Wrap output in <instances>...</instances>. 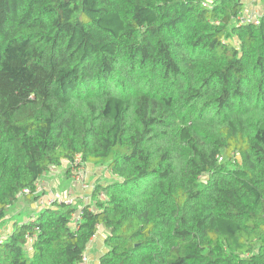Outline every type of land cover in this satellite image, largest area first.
<instances>
[{"label":"trees","instance_id":"obj_1","mask_svg":"<svg viewBox=\"0 0 264 264\" xmlns=\"http://www.w3.org/2000/svg\"><path fill=\"white\" fill-rule=\"evenodd\" d=\"M261 1L0 0V264H81L100 226L99 264H264ZM64 163L114 180L40 207Z\"/></svg>","mask_w":264,"mask_h":264},{"label":"rangeland","instance_id":"obj_2","mask_svg":"<svg viewBox=\"0 0 264 264\" xmlns=\"http://www.w3.org/2000/svg\"><path fill=\"white\" fill-rule=\"evenodd\" d=\"M244 3L247 4L246 10L251 9L253 7H255L258 13H261V11L263 10V2L261 0H243ZM67 171V163H64V165L62 167H56V168H52L49 172H47V174L44 176L43 182H42V188L48 193H51V191L55 188L56 191H59V193H55L56 196L60 199H72L75 202H77L78 200H82V198H84L85 200H87V196L92 194V193H88L90 190L88 191H83L80 186L79 188L75 185L74 188V179L72 178H68L65 179V182L63 183L62 180L65 177V172ZM84 176L85 179L88 181V183L91 184V186L94 188V186H96L98 183L100 184H108L109 182L113 181L114 178L113 176L108 172L107 168L105 166L102 165H92V164H88V165H84ZM204 181H206V178L204 179ZM77 183V182H76ZM79 185V184H77ZM91 187V188H92ZM87 192V193H85ZM54 194V193H53ZM50 195V194H49ZM48 195V196H49ZM48 198V197H47ZM83 199V200H84ZM25 205V201L21 200L19 206L22 207ZM17 210H21L20 208H18ZM10 226H5L4 228H2V234H7L10 231ZM101 231V233H100ZM99 233V234H98ZM98 236H100L99 238H101L102 236H105V238L107 237V235L109 234L108 230H106L103 226L100 227L99 231H98ZM104 238V239H105ZM104 239L101 242L102 243V250H100L98 252L99 253H104L106 252L109 248L107 247V245L104 243ZM92 249V246H89L87 249V258L89 260L88 264H99L98 263V259H97V255L94 252L90 253ZM30 250V249H29ZM94 255V257H93Z\"/></svg>","mask_w":264,"mask_h":264},{"label":"built area","instance_id":"obj_3","mask_svg":"<svg viewBox=\"0 0 264 264\" xmlns=\"http://www.w3.org/2000/svg\"><path fill=\"white\" fill-rule=\"evenodd\" d=\"M256 8L255 7H253V8H251V9H248V10H246V12L242 15V16H240L238 19H237V21H239L240 22V24H244V23H250V22H252V23H254V24H259V16H260V13H258L257 12V10H255ZM78 161H77V164H81L82 163V160H80V159H77ZM74 172H73V174H72V177H73V179H74V181L75 182H77V183H79L80 185H82V188L84 189V190H90L91 189V186H89V184H87L86 182H85V176H84V170L82 169V168H79V169H77V170H73ZM44 189L42 188V186H41V183H39L38 184V186H37V193H40V192H42ZM50 195L48 196V198H43L40 202H39V206L40 207H48V206H52V205H54L55 203H57V202H66V203H68V204H74V200H72V199H67V198H65V199H60V198H58L57 196H56V194H53L52 192L51 193H49ZM104 196V194H102V196L101 197H103ZM88 197H90V196H88ZM82 215H83V208L82 209H79V211L75 214V215H73V220L74 221H78V220H80V218L82 217ZM83 262L81 263V264H88V262H89V260H88V258H87V253L85 254V256L83 257Z\"/></svg>","mask_w":264,"mask_h":264},{"label":"crops","instance_id":"obj_4","mask_svg":"<svg viewBox=\"0 0 264 264\" xmlns=\"http://www.w3.org/2000/svg\"><path fill=\"white\" fill-rule=\"evenodd\" d=\"M259 1V0H258ZM44 179V178H43ZM65 179H67V177L66 178H64L63 180H62V182L64 183L65 182ZM42 182H43V180L41 181V186H43L42 185ZM85 182L87 183V184H90V183H88V181L87 180H85ZM77 184H79V183H76L75 181H74V183H73V185H74V188H75V185L79 188V186H80V188L83 190V191H88V190H84L83 188H82V185H77ZM91 185V184H90ZM43 192H45L46 194H49V192L47 193L45 190H43ZM52 193H59V191H56L55 190V188L51 191ZM85 193H87V192H85ZM101 227V226H100ZM100 227H99V229H100ZM100 233H101V231H100ZM99 234V233H98ZM98 234L92 239V241H91V245L90 246H92V249H91V251H90V253H95V254H98V252L100 251V250H102V241H103V239L105 238V236H102L101 238H99L100 236H98ZM105 240V239H104ZM101 252V251H100ZM100 255H101V253H99L98 255H97V259H98V263H99V257H100ZM93 257H94V255H93Z\"/></svg>","mask_w":264,"mask_h":264}]
</instances>
